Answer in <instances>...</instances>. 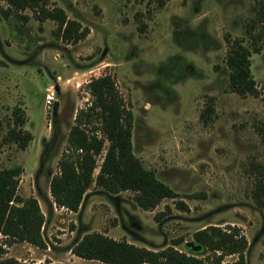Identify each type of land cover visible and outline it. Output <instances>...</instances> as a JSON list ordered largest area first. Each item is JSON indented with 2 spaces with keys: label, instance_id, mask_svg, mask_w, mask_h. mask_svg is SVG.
Listing matches in <instances>:
<instances>
[{
  "label": "rangeland",
  "instance_id": "1",
  "mask_svg": "<svg viewBox=\"0 0 264 264\" xmlns=\"http://www.w3.org/2000/svg\"><path fill=\"white\" fill-rule=\"evenodd\" d=\"M262 1L48 0L50 9L62 8L88 31L78 42L63 40L56 21L40 22L30 9L1 15L0 169H23L18 197L37 199L46 248L0 233V261L105 264L72 252L85 235L101 233L152 251L173 247L213 264L216 254L194 235L231 226L247 238L246 264H264V202L253 198L264 181V23L254 22ZM248 32L261 46L251 67L259 97L229 88L226 37L251 47ZM109 74L133 113L134 155L179 195L153 211L142 210L134 192L110 193L95 181L77 212L57 206L50 192L76 115L92 101L87 85ZM12 128L32 134L25 150L4 142ZM177 201L189 210H178ZM237 260L226 256L221 264Z\"/></svg>",
  "mask_w": 264,
  "mask_h": 264
},
{
  "label": "trees",
  "instance_id": "2",
  "mask_svg": "<svg viewBox=\"0 0 264 264\" xmlns=\"http://www.w3.org/2000/svg\"><path fill=\"white\" fill-rule=\"evenodd\" d=\"M0 1H5L9 6L4 8L0 5V16L30 9L40 22L56 21L57 34L67 42H78L88 34L79 23L70 20L62 8L50 9L48 0ZM256 21L264 23V0L260 3L254 22ZM248 34L251 35V47L245 45L243 38L231 41L226 37L229 44L225 59L229 88L242 97H259L258 84L251 67L252 56L261 52V46L257 44L251 32ZM87 86L92 101L76 115L75 124L68 135L66 150L59 163L60 172L51 180L50 192L56 205L77 212L94 181L96 186L110 193L134 192L136 203L144 211H153L165 199L179 198L173 189L161 182L153 170L146 169L134 155L133 113L127 107L115 78L110 74L103 75L93 79ZM213 110V107H209L208 113L212 114ZM20 112V109L14 110L18 125L23 123ZM32 140V134L22 128L10 129L4 138L5 143H15L22 150H25ZM106 142L108 147L94 180L98 157L102 156ZM22 173L21 167L0 169V233L13 242H25L44 249L46 244L42 227L45 216L39 203L33 197L27 200L18 197ZM253 198L260 204L264 202V181H260L256 186ZM175 206L180 211L189 210L184 201H177ZM164 216V212L158 213L155 219L159 221ZM194 239L203 248L216 254L213 264H221L226 256L231 255L238 256L235 264H246L248 241L238 227L229 226L223 229L210 226L196 232ZM72 252L84 260L105 264H206L202 259L173 247L152 251L126 240H114L101 233L85 235ZM0 264L21 263L5 259L1 260Z\"/></svg>",
  "mask_w": 264,
  "mask_h": 264
},
{
  "label": "built area",
  "instance_id": "3",
  "mask_svg": "<svg viewBox=\"0 0 264 264\" xmlns=\"http://www.w3.org/2000/svg\"><path fill=\"white\" fill-rule=\"evenodd\" d=\"M53 99H54V97H53L52 95H49V96L47 97V104H51L52 101H53Z\"/></svg>",
  "mask_w": 264,
  "mask_h": 264
}]
</instances>
